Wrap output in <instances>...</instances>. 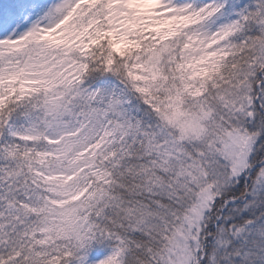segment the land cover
<instances>
[{
    "label": "snow or ice",
    "instance_id": "obj_1",
    "mask_svg": "<svg viewBox=\"0 0 264 264\" xmlns=\"http://www.w3.org/2000/svg\"><path fill=\"white\" fill-rule=\"evenodd\" d=\"M0 264H264V0H0Z\"/></svg>",
    "mask_w": 264,
    "mask_h": 264
}]
</instances>
